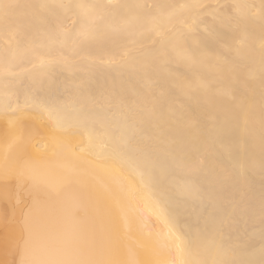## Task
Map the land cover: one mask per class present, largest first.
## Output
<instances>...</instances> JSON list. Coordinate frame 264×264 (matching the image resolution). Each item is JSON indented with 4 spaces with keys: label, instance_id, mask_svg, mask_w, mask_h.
Wrapping results in <instances>:
<instances>
[{
    "label": "bare ground",
    "instance_id": "6f19581e",
    "mask_svg": "<svg viewBox=\"0 0 264 264\" xmlns=\"http://www.w3.org/2000/svg\"><path fill=\"white\" fill-rule=\"evenodd\" d=\"M0 264H264V0H0Z\"/></svg>",
    "mask_w": 264,
    "mask_h": 264
}]
</instances>
